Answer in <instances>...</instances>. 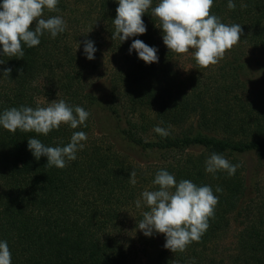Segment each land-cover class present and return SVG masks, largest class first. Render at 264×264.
Listing matches in <instances>:
<instances>
[{
  "label": "trees",
  "instance_id": "16d2710c",
  "mask_svg": "<svg viewBox=\"0 0 264 264\" xmlns=\"http://www.w3.org/2000/svg\"><path fill=\"white\" fill-rule=\"evenodd\" d=\"M233 2L234 10L228 0H214L211 9L222 23L243 29L229 51L232 61L199 68L193 58L198 72L188 78L176 69L180 55L164 44L151 9L142 16L146 34L112 39L118 0H59L60 11L45 10L43 18L61 16L63 33L54 39L45 33L38 46L25 45L23 59L4 56L0 46V113L63 99L90 114L86 127L62 125L48 136L0 126V241L8 242L12 264H264V94L248 96L249 64H264L245 57L246 50L264 57V0ZM135 39L158 49V63L129 54ZM85 40L97 49L93 60L84 54ZM104 66L107 88L91 81ZM8 68L11 74L3 75ZM100 113L105 131L98 136L93 126ZM191 118H197L196 129L184 127ZM158 124L169 132L179 127L182 135L161 137L154 131ZM77 131L87 140L64 169L48 168L47 157L37 160L28 149L29 138L62 147ZM214 152L238 165L235 175L205 171ZM247 154L258 161L249 178ZM161 169L177 182L211 186L218 197L209 228L182 253L165 249L163 234L148 237L138 229L149 210L142 193L158 189L153 181Z\"/></svg>",
  "mask_w": 264,
  "mask_h": 264
},
{
  "label": "clouds",
  "instance_id": "9594fccd",
  "mask_svg": "<svg viewBox=\"0 0 264 264\" xmlns=\"http://www.w3.org/2000/svg\"><path fill=\"white\" fill-rule=\"evenodd\" d=\"M59 0H2L0 3V46L4 56L23 59L24 46L33 48L41 43V37L48 33L54 39L63 33L67 24L59 15L44 17L45 10L59 12ZM214 0H159L152 7L153 0H118L116 17L113 20L112 39L127 41L130 37L144 35L147 27L142 16L151 9V16L158 20L156 27L163 32V42L170 52L178 55L188 54L190 50L199 68H208L222 60L240 40L243 29L239 24H225L211 14ZM243 7V5H241ZM229 10L236 4L228 0ZM33 24L35 27L33 28ZM84 54L87 59H95L97 51L94 42L85 40ZM135 51L146 64L158 63V49L142 40H133L129 54ZM4 60L0 59V64ZM23 71L21 70V74ZM11 74V69L3 70V75ZM81 106H71L63 99L54 100L46 107H12L0 113V126L10 133L17 130L34 132L48 136L62 125L72 129L86 127L89 117ZM162 123V122H161ZM171 126L169 125V128ZM154 131L161 137L170 132L159 124ZM87 136L83 131L73 132L70 142L65 146H46L36 138L28 139V149L39 160L47 157V167L64 169L68 161H74L76 153L84 148ZM238 165H233L222 154L212 153L205 161V171L215 174L218 171L235 175ZM129 182L137 183L136 172L132 170ZM157 190H145L143 203L149 209L143 212L138 229L145 236L163 234L166 238L164 248L173 253L184 252L193 242H199L209 228V219L214 218L218 197L211 186H198L188 179L177 182L167 170H159L153 181ZM219 186L216 192H222ZM137 208L141 200L136 201ZM0 264H12V254L7 241H0Z\"/></svg>",
  "mask_w": 264,
  "mask_h": 264
},
{
  "label": "rangeland",
  "instance_id": "374dc122",
  "mask_svg": "<svg viewBox=\"0 0 264 264\" xmlns=\"http://www.w3.org/2000/svg\"><path fill=\"white\" fill-rule=\"evenodd\" d=\"M192 51L190 50L188 54H183L180 55V57L177 58L176 60V69L179 71V73L183 76V77H189L194 75L196 72H198L193 63L191 62V60L194 58V56L192 55ZM230 51V50H229ZM227 51L224 58H226V60H230V57L228 58V56L230 55V52ZM246 56L245 57H249L251 58L253 61H257V60H261L264 64V57L257 55L249 50H246ZM223 58V59H224ZM220 60L217 64H220L222 61ZM232 61V60H230ZM249 62V61H248ZM216 64V65H217ZM250 66V70L248 71L249 76L252 78V86H250L251 88V92L249 93L248 96L250 94H252V97H256V94L259 92H263L264 94V81H263V76H264V69H262L259 65H254L253 62H251V64H249ZM108 71H107V67L104 66L102 68V70L99 73H94L91 81L96 84L99 87H105L107 88L109 86V82H108ZM242 78H246L247 76H243ZM98 120V119H97ZM104 117L102 115V113H100V117L99 120L97 122V126L94 125L93 126V133L95 135H102L101 132H104ZM196 123H197V118H191L189 121H187V123L185 124L184 127L190 128L192 127V129H196ZM102 125V127H101ZM104 130V131H103ZM183 130L181 128H173V130H170V136L173 138H177L178 136L180 137L182 135ZM153 132L152 130H150L146 136H148V138L152 137ZM131 156H133L134 159H136L138 162H145V157H142L136 153H129ZM244 162L247 163V167H248V178L255 172L256 167L258 165V161L257 158L254 154H247L244 156ZM264 174V163H263V167H262V175Z\"/></svg>",
  "mask_w": 264,
  "mask_h": 264
}]
</instances>
